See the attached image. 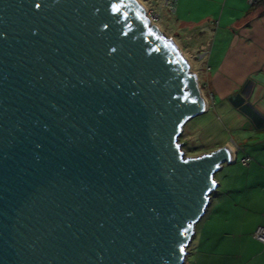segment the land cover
I'll return each instance as SVG.
<instances>
[{
  "label": "water",
  "instance_id": "95a60500",
  "mask_svg": "<svg viewBox=\"0 0 264 264\" xmlns=\"http://www.w3.org/2000/svg\"><path fill=\"white\" fill-rule=\"evenodd\" d=\"M205 108L136 0H0V264H184L230 164L179 144Z\"/></svg>",
  "mask_w": 264,
  "mask_h": 264
},
{
  "label": "crops",
  "instance_id": "0c3cea01",
  "mask_svg": "<svg viewBox=\"0 0 264 264\" xmlns=\"http://www.w3.org/2000/svg\"><path fill=\"white\" fill-rule=\"evenodd\" d=\"M173 16L205 53L206 108L183 124L179 144L190 157L226 147L231 159L188 256L193 264H264L253 238L264 227V2L177 0Z\"/></svg>",
  "mask_w": 264,
  "mask_h": 264
},
{
  "label": "rangeland",
  "instance_id": "374dc122",
  "mask_svg": "<svg viewBox=\"0 0 264 264\" xmlns=\"http://www.w3.org/2000/svg\"><path fill=\"white\" fill-rule=\"evenodd\" d=\"M141 5L146 9L147 14L156 18L154 26L158 28V31L161 33V35L165 36L167 39H170L176 45L180 54L188 59V63L190 65V72L195 74L197 78L199 76L198 86L203 98H205V94L202 89V86H204L203 81L205 65L203 61H200L197 58L201 51L196 48V40L194 39V37H192L193 39L189 40L187 39L188 36L186 35V33H183L180 29H178V26L175 22V17L166 8L164 0H141ZM187 152H184L185 157L190 158V155H188ZM224 166L226 167V165ZM221 175V171L216 172L214 174V180L217 182L220 181ZM204 222L205 219L203 218V221H201L199 226H201V224H203ZM197 223L194 226V231L197 228L199 229V226L196 227V225H198ZM191 249L192 246L190 247L189 245L188 248L185 250L187 257L185 258L184 264H193L194 262L193 257L191 255L188 256V252H191Z\"/></svg>",
  "mask_w": 264,
  "mask_h": 264
},
{
  "label": "built area",
  "instance_id": "2783aa9c",
  "mask_svg": "<svg viewBox=\"0 0 264 264\" xmlns=\"http://www.w3.org/2000/svg\"><path fill=\"white\" fill-rule=\"evenodd\" d=\"M141 3V0H138ZM176 2L177 0H164L165 6L166 8L169 10L170 13H174L175 9H176ZM246 2L248 3V5L253 6V5H257L260 4L262 2H264V0H246ZM146 9H145V13H146ZM147 19L149 21V23L151 24H155L154 22L156 21L155 17H152L151 15L147 14ZM205 53H200L197 58L198 60H202L204 57ZM253 238L255 241H257L258 243H260L261 245H264V227L260 226L257 227L253 233Z\"/></svg>",
  "mask_w": 264,
  "mask_h": 264
},
{
  "label": "bare ground",
  "instance_id": "6f19581e",
  "mask_svg": "<svg viewBox=\"0 0 264 264\" xmlns=\"http://www.w3.org/2000/svg\"><path fill=\"white\" fill-rule=\"evenodd\" d=\"M136 1L139 3L142 12L145 13V12H144L145 8L141 5V3H140L138 0H136ZM150 26H154V25L150 23ZM183 57H184V56H183ZM201 96H202V93H201ZM202 98H203V96H202ZM203 100H204V102H205V99H204V98H203ZM205 103H206V102H205ZM230 160H231V159H230Z\"/></svg>",
  "mask_w": 264,
  "mask_h": 264
}]
</instances>
